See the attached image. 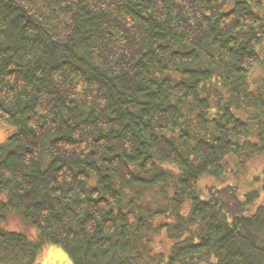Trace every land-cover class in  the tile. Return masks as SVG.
<instances>
[{"label": "trees", "instance_id": "obj_1", "mask_svg": "<svg viewBox=\"0 0 264 264\" xmlns=\"http://www.w3.org/2000/svg\"><path fill=\"white\" fill-rule=\"evenodd\" d=\"M5 119L0 264H264V0H0Z\"/></svg>", "mask_w": 264, "mask_h": 264}, {"label": "rangeland", "instance_id": "obj_2", "mask_svg": "<svg viewBox=\"0 0 264 264\" xmlns=\"http://www.w3.org/2000/svg\"><path fill=\"white\" fill-rule=\"evenodd\" d=\"M8 129L0 127V140L7 139L12 136L14 132L10 135L8 134ZM4 144V143H0ZM264 166V155L260 157H254L251 162L247 165L246 169L244 170V178L241 181L250 180V177L256 175L260 169ZM199 186L203 189L204 187H212V186H220L219 183L213 181L212 179H205L203 178ZM13 219L9 220L8 222L1 225L2 228L8 231L18 232L26 235L28 238L34 240L38 238V231L22 222L19 221L15 215H12ZM10 216V217H12ZM70 258L68 255L62 251L60 248L53 246V245H45L42 250L39 252L37 256L36 263L37 264H68Z\"/></svg>", "mask_w": 264, "mask_h": 264}, {"label": "clouds", "instance_id": "obj_3", "mask_svg": "<svg viewBox=\"0 0 264 264\" xmlns=\"http://www.w3.org/2000/svg\"><path fill=\"white\" fill-rule=\"evenodd\" d=\"M157 74V73H156ZM70 87V86H69ZM82 91V89L80 88V86L77 84L75 86L74 89H72V95L71 98L75 99L76 98V94L80 93ZM0 127L6 128L8 129V134L10 135L12 132L15 131V127L13 125H10L7 120L5 119L4 121H0ZM6 138L4 140H0V143H6ZM229 195H231V193H229ZM236 196H238L241 200H243L244 197V190L243 187L241 189H239L236 193ZM231 202V201H230ZM77 215L74 218H70V219H65L61 224H57L56 222H52L49 223L48 221L42 220L41 224L44 225V227L47 229V231L49 232H59V231H63V232H67L68 228H74V229H78L79 228V220L82 218V213L79 212V210H77ZM182 215H184L185 217L188 216L189 212H188V208L186 205H184L183 210L181 212ZM199 223L196 224H192L189 225V228L192 231H196L198 229ZM41 237H42V233H41ZM37 243L40 242V240L38 239L36 241ZM68 264H75V261L70 259L68 261Z\"/></svg>", "mask_w": 264, "mask_h": 264}]
</instances>
